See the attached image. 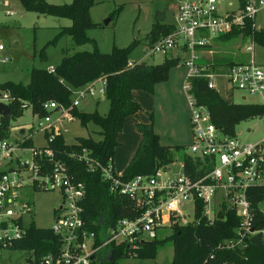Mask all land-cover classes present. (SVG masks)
I'll use <instances>...</instances> for the list:
<instances>
[{
    "label": "built area",
    "instance_id": "obj_1",
    "mask_svg": "<svg viewBox=\"0 0 264 264\" xmlns=\"http://www.w3.org/2000/svg\"><path fill=\"white\" fill-rule=\"evenodd\" d=\"M262 8L264 0H178L173 11V31L149 46V52L166 54L170 51L175 55L182 51L187 67L182 88L188 100L192 133L188 153L202 159L201 166L205 170L201 176L193 177L184 171L183 161L179 160L176 169L171 168L172 163L157 168L150 175L122 178L121 173L114 170L112 160L106 165L96 161L103 178L108 181L109 191L128 195L140 208V214L135 217H119L94 229L82 216L85 183L76 178L64 160L55 157L52 147L47 146L52 133L42 145L23 144L31 134L9 140L8 133L0 138V258L5 249L13 248L14 243L26 235L28 225L34 222L33 202L22 195L25 189H56L61 194L54 221L49 226L58 235L60 245L57 250L41 256L39 264L104 263L109 254L112 256V244H124L133 251L143 242L154 239L158 228L198 220L195 214L199 200L210 223L223 204L239 216L234 234L219 241L218 248L243 247L247 238L255 233L264 237V229L254 226V208L248 197L251 187H264V63L255 61L252 36L248 37L251 42L246 45V50L251 53L249 60L212 68L200 61L204 57L199 54L205 51V45L212 43V38L243 26L247 19L255 28V15ZM5 12L12 14L11 10ZM3 49L4 45L0 43V53ZM48 69L53 70V66ZM192 77H205L207 86L220 93H223L220 90L222 84L225 92L236 88L244 93L243 98L247 94L254 96L249 103L259 104L261 112L250 117L258 119L261 135L243 141L236 132L231 134L217 126L207 105L199 102L192 92ZM97 80L100 82L98 87ZM104 86L105 79L98 77L72 89L71 102L67 106L52 99L44 101L42 107L47 113L38 116L41 122L38 130L44 135L51 131L86 95H94L97 91L104 94ZM7 101L8 92L0 90V102ZM77 156L91 166L93 160L86 148H82ZM263 202L262 198L258 200V206L264 212ZM188 204H191L190 212L184 209Z\"/></svg>",
    "mask_w": 264,
    "mask_h": 264
},
{
    "label": "trees",
    "instance_id": "obj_2",
    "mask_svg": "<svg viewBox=\"0 0 264 264\" xmlns=\"http://www.w3.org/2000/svg\"><path fill=\"white\" fill-rule=\"evenodd\" d=\"M25 10L35 11L42 15L67 17L70 23L60 26L58 32L48 43H54L63 35H69L75 44L89 41L91 49L76 50L72 53L63 52L60 60L49 70L46 66H32L27 82L7 79L0 82V89L8 92V105L12 116L23 109V104H29L33 111H38L43 117L47 111L42 103L52 99L67 106L71 102L72 89L83 86L88 82L102 77L105 79L104 97L109 101L108 111L104 114L96 109L85 111L78 106L71 108L73 114L82 125L89 122L96 124L101 135L94 138L91 135H78L74 142L65 141L59 129H51L45 136L52 133V139L47 146L53 148L55 157L64 160L70 171L85 183L86 193L82 200V216L84 221L98 229L102 223L114 222L119 217H135L140 214L134 200L128 195L109 191L108 181L101 173L96 161L106 165L114 158L115 148L119 144L118 135L123 128L128 115H136L141 105L132 96L134 89H142L153 93L156 83L168 78L170 69L183 63L178 53L164 57L161 62L147 63L129 59V53L139 42L132 39L127 45H112L109 51H101L94 38L86 33L87 28L104 25L92 19L90 8L98 0H71L70 2L52 3L47 0H20ZM121 5L116 6L109 13V20L116 18ZM174 22L154 21L146 33L148 46L161 37L171 33ZM252 36L264 46V27L254 28L250 19L245 20L241 27H234L230 32L217 37L230 40L236 36ZM216 37V38H217ZM211 44L204 47L209 48ZM41 57H45V49H41ZM208 66L216 68L218 65H230L240 62L239 58L230 56H213L210 59L201 58ZM131 62V65L129 64ZM205 77H192L191 90L199 102L205 103L209 109L212 121L223 130L233 134L235 126L240 121L253 114L261 112L257 103L235 102L229 96L207 86ZM36 109V110H35ZM38 109V110H37ZM10 118L0 114V138L9 133ZM140 132V141L125 168L121 172L122 178H131L136 174L150 175L161 166L173 162L180 151V144H166L161 142L159 134L154 129L152 113L145 122H136ZM25 145H32L31 138H25ZM82 148H86L91 157V166L78 158ZM180 159L184 164V171L193 177L204 173L202 159L193 157L188 152H180ZM90 167V168H89ZM2 170H0L1 172ZM248 197L254 208L255 228L264 229V212L258 206V200L264 199V187L255 186L248 190ZM202 201L196 203L198 220L185 224H172L169 233L163 237H155L139 245L138 248L128 249L124 244H112V256L101 264H119L118 259L131 255L140 258L154 257L158 246L166 240H171L173 254L168 264H260L264 262V237L261 233L251 234L243 247L235 249L218 248L217 244L224 238L234 234L239 216L234 209L225 204L219 209L217 216L210 223L202 212ZM60 240L56 233L48 227L28 225L26 235L16 241L13 248L31 251L33 264H39L41 256L59 248Z\"/></svg>",
    "mask_w": 264,
    "mask_h": 264
},
{
    "label": "rangeland",
    "instance_id": "obj_3",
    "mask_svg": "<svg viewBox=\"0 0 264 264\" xmlns=\"http://www.w3.org/2000/svg\"><path fill=\"white\" fill-rule=\"evenodd\" d=\"M52 3L70 2L71 0H47ZM90 8L93 20L104 25L87 28L86 33L95 39L101 51H109L113 44L117 46L127 45L132 39L139 42L129 53V59L135 61H146L147 63L161 62L164 57L172 52L163 54L160 51L149 52L146 33L155 21L157 11L165 10L164 21L173 22V11L178 0H98ZM121 5V9L116 18L105 20L109 13ZM11 10L12 14L5 11ZM43 15L25 10L20 0L0 1V43L4 49L0 53V81L12 79L15 81L27 82L29 71L32 66H47L60 60L63 52L72 53L76 50L91 49L92 44L87 41L82 44H75L69 35H63L54 43H48L58 32L60 24L70 23L67 17L47 15L45 20H41ZM255 27H264V8L255 15ZM217 37V36H216ZM212 38L209 48L201 54L202 57L210 59L213 56H230L240 60H249L250 51L246 50V45L250 44L248 37L240 35L223 40L219 37ZM45 49V57H41V49ZM253 55L255 61L264 63V46L254 41ZM6 56V60L1 57ZM187 67L184 62L173 66L168 78L155 85L153 93L135 89L137 101L141 109L136 115L129 116L130 126L127 124L120 135V145L114 155V168L118 172L126 163L132 146L140 140L136 122H145L152 113L154 129L159 134L161 141L166 144H180L182 149L176 152V162H171V168L179 167V159L182 151L189 152V145L192 141V133L189 122L188 100L182 83L186 80ZM100 82L96 84L98 87ZM221 84L220 90L235 102H249L255 97L244 94L239 89L234 88L231 92L224 91ZM1 90V89H0ZM109 101L104 95L97 91L94 95H86L78 104V109L85 111L97 110L104 114L108 111ZM36 110V109H35ZM38 110V109H37ZM33 111L29 104H26L21 114H16L10 118L9 140H14L18 136L31 134L35 145L44 144L46 136L38 130L39 114ZM67 115L57 122L53 128H58L64 136L66 142H74L78 135H91L100 138L99 127L93 122L82 125L77 117L70 110ZM135 122V123H134ZM251 128V130H247ZM23 129V130H22ZM235 132L239 139L251 141L262 133V127L256 117H249L240 121L235 126ZM126 138V141H125ZM22 195L30 198L33 202L32 219L35 224L42 227L50 226L54 221V214L57 206L61 202V194L58 190H30L25 189ZM264 208V202L262 204ZM184 209L191 211V204L185 205ZM169 227L157 229V237H163L169 233ZM173 245L171 240H166L160 244L154 257L140 258L129 256L119 258V264H168L172 258ZM0 264H33L31 251L27 249L8 248L5 249L0 258Z\"/></svg>",
    "mask_w": 264,
    "mask_h": 264
},
{
    "label": "crops",
    "instance_id": "obj_4",
    "mask_svg": "<svg viewBox=\"0 0 264 264\" xmlns=\"http://www.w3.org/2000/svg\"><path fill=\"white\" fill-rule=\"evenodd\" d=\"M41 15V14H40ZM46 17H47V15H43L42 17H41V20H45L46 19ZM67 24H69V23H64L63 25H67ZM61 26H62V24H60ZM62 37V36H61ZM61 58V57H60ZM56 63H58V62H56ZM56 63H51V64H49V65H47L46 67H48V66H54ZM6 80V79H5ZM3 81V80H2ZM1 82V81H0ZM99 82V80H97L96 81V84ZM159 83V82H158ZM157 84V83H156ZM155 88V87H154ZM135 89L132 91V96H133V98L135 99V100H137L138 99V97L134 94L135 92ZM129 116L130 115H128L126 118H125V121H124V124H123V128H122V130L124 129V127H126V125L128 124L129 126H130V123H133V122H129ZM135 122H137V121H135ZM134 122V123H135ZM122 130H121V132L119 133V135H118V140H119V144L116 146V148H115V153H116V149L119 147V145H120V135H121V133H122ZM139 135H140V132H139ZM139 138H141V135H140V137ZM160 140H161V138H160ZM31 141H32V143L34 144V142H33V138H31ZM125 141H126V138H125ZM140 141V140H139ZM162 142V141H161ZM139 143V142H138ZM138 143L136 144V145H133L132 146V150L130 151V153H129V156H128V158H127V161H126V163L123 165V167L121 168V170L120 171H118V172H122V170L125 168V166L127 165V163L129 162V160L131 159V157H132V155H133V153H134V151H135V149H136V147H137V145H138ZM35 145V144H34ZM40 145H42V144H40ZM115 155V154H114ZM179 160H181V159H179ZM113 167H114V158H113ZM114 170H115V168H114ZM116 171V170H115ZM168 227V226H167ZM110 258H111V256H110ZM33 259V258H32ZM32 263H33V260H32Z\"/></svg>",
    "mask_w": 264,
    "mask_h": 264
},
{
    "label": "water",
    "instance_id": "obj_5",
    "mask_svg": "<svg viewBox=\"0 0 264 264\" xmlns=\"http://www.w3.org/2000/svg\"><path fill=\"white\" fill-rule=\"evenodd\" d=\"M165 18V10H161V11H157L156 14H155V21H163ZM110 19V17H108L106 20H105V23L108 22ZM178 55L181 57L182 56V51H180L178 53ZM22 110H18L17 114H21ZM0 114L1 115H5V116H8V117H12V113L10 111V107L8 105V103L6 102H0ZM41 122L39 121L38 122V125L40 124ZM110 256L111 254L108 255L107 259H110Z\"/></svg>",
    "mask_w": 264,
    "mask_h": 264
}]
</instances>
